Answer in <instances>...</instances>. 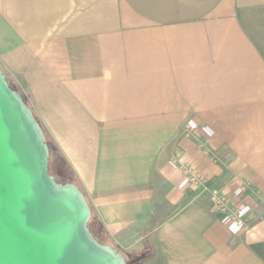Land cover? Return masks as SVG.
Masks as SVG:
<instances>
[{
  "label": "crops",
  "instance_id": "0c3cea01",
  "mask_svg": "<svg viewBox=\"0 0 264 264\" xmlns=\"http://www.w3.org/2000/svg\"><path fill=\"white\" fill-rule=\"evenodd\" d=\"M0 68L100 242L135 264H264V0H0Z\"/></svg>",
  "mask_w": 264,
  "mask_h": 264
},
{
  "label": "water",
  "instance_id": "95a60500",
  "mask_svg": "<svg viewBox=\"0 0 264 264\" xmlns=\"http://www.w3.org/2000/svg\"><path fill=\"white\" fill-rule=\"evenodd\" d=\"M90 217L79 187L49 172L44 131L0 68V264H126Z\"/></svg>",
  "mask_w": 264,
  "mask_h": 264
},
{
  "label": "trees",
  "instance_id": "16d2710c",
  "mask_svg": "<svg viewBox=\"0 0 264 264\" xmlns=\"http://www.w3.org/2000/svg\"><path fill=\"white\" fill-rule=\"evenodd\" d=\"M4 73L6 74V78L8 80V83L9 85L17 90L22 98L24 99L25 103L27 105L28 102L26 101V99L23 97L22 93L20 92V90L16 87V85L11 81V79L9 78V76L7 75V73L4 71ZM36 117V116H35ZM37 119V118H36ZM38 120V119H37ZM46 137V142H47V145H48V148H49V166H51L53 164V166L56 167V169L53 170V172H51L50 170V167H49V172L52 173L55 177V180L56 181H59L61 183H65V182H68V181H72L74 182V180H72L71 178V175H70V171H68V169L62 164V162H60V160L58 159L57 157V153H56V150L54 149V146L52 144V142L48 139V137L45 135ZM52 166V167H53ZM75 183V182H74ZM78 187L79 185L76 184ZM80 189V188H79ZM81 190V189H80ZM83 193V192H82ZM88 227H89V222H88ZM90 229V228H89ZM96 238V237H95Z\"/></svg>",
  "mask_w": 264,
  "mask_h": 264
},
{
  "label": "built area",
  "instance_id": "2783aa9c",
  "mask_svg": "<svg viewBox=\"0 0 264 264\" xmlns=\"http://www.w3.org/2000/svg\"><path fill=\"white\" fill-rule=\"evenodd\" d=\"M190 134L197 135V133L194 131H190ZM185 171L188 174L189 180L192 181L193 183H198L201 181V176L198 173L191 171L189 168H186ZM213 196H214V202L217 208L221 210L229 209V206H228L229 202L223 194L215 193ZM240 212L241 210L239 208H236V207L230 208L229 213H230L231 220L237 221V223H240L242 221L240 218Z\"/></svg>",
  "mask_w": 264,
  "mask_h": 264
},
{
  "label": "rangeland",
  "instance_id": "374dc122",
  "mask_svg": "<svg viewBox=\"0 0 264 264\" xmlns=\"http://www.w3.org/2000/svg\"><path fill=\"white\" fill-rule=\"evenodd\" d=\"M4 72V71H3ZM6 75V74H5ZM10 78V77H9ZM12 81V80H11ZM13 82V81H12ZM21 95V94H20ZM29 106V105H28ZM30 107V106H29ZM53 164L51 165V166H49L50 167V170H51V172H53V170L54 169H56V167L55 166H53ZM52 174V173H51ZM53 175V174H52ZM54 176V175H53ZM55 178V177H54ZM57 182H59V181H57ZM68 182H70V181H68ZM59 183H61V182H59ZM65 183H67V182H65ZM119 251V250H118ZM122 254V253H121ZM122 256L124 257V255L122 254ZM124 259H125V262H126V264H135L134 262H130L129 261V259H126L125 257H124Z\"/></svg>",
  "mask_w": 264,
  "mask_h": 264
}]
</instances>
